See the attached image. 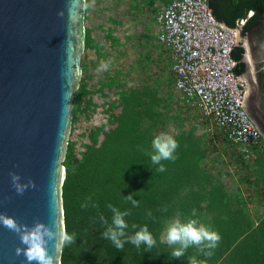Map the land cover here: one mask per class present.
<instances>
[{
    "label": "trees",
    "instance_id": "obj_1",
    "mask_svg": "<svg viewBox=\"0 0 264 264\" xmlns=\"http://www.w3.org/2000/svg\"><path fill=\"white\" fill-rule=\"evenodd\" d=\"M161 2L163 4L164 0ZM207 2L213 17L228 27L234 28L238 21L245 20L242 34L257 20V10H264V0ZM87 11L85 0V13ZM250 11L253 15L247 18ZM108 37L111 45L117 43L112 34H108ZM91 45L92 40L86 31L85 49ZM243 52L240 46L231 52L236 62V75L244 72L245 67L241 62ZM84 60L83 55L82 74L85 70ZM146 61V54L139 56L136 63L132 64L131 71L142 74ZM170 70L172 72V65ZM164 79L168 81L167 88L170 86L174 93V78ZM164 79L156 78L152 83L142 79L143 87L127 88L122 92L111 108L110 128L103 133L102 141L97 144V133H93L80 158L72 155V144L68 143L64 160L65 180L62 185L64 226L68 233L76 234V240L70 246H62L61 264H189L188 258L193 255H196L198 261H205V264H264V215L254 223L243 210L242 194H236L232 200L223 188L212 181L213 175L201 168L204 160L201 143L192 135L191 130L184 128L181 122L177 125L179 131L174 135L179 144L175 152L176 159L163 161L165 171H157L158 165L153 164L150 157L144 154L145 150L152 151L151 143L155 137V128L158 127L156 125L162 122L160 126H165L163 110L173 101L171 88V93L164 88L165 97H159V87ZM117 81L111 78L109 83ZM84 91L80 87L74 95L73 114ZM182 100L191 105L188 100ZM171 117L176 122L180 121L179 115ZM223 139L232 148L238 149L236 163L248 171L250 165L244 160V149L231 144L226 137ZM260 145L264 146V143ZM257 163L255 158L252 166V173L255 174L253 181L263 182L264 163H259V166ZM252 173L246 177L248 183L252 182ZM130 194L138 201V207H133L126 200ZM261 196V202L264 203V195ZM85 203L88 207L82 208L81 205ZM108 204L122 211L130 210L131 214L126 217L128 235L134 234L146 224L157 240L156 246L146 251L143 245L137 249L131 243H126L120 251L111 241L103 238L102 232L106 226L100 221V215L111 222L112 213ZM193 210L196 212L195 217H192ZM149 212L151 218L148 217ZM177 212L181 214V219L196 218L210 225L220 235V244L211 250V256L197 254L195 248H190L180 259L171 257L172 249L160 242V235L165 222ZM133 224L138 227L133 229ZM225 225L233 229L232 235L227 232L229 230L220 228ZM252 237L260 241L254 244Z\"/></svg>",
    "mask_w": 264,
    "mask_h": 264
},
{
    "label": "water",
    "instance_id": "obj_2",
    "mask_svg": "<svg viewBox=\"0 0 264 264\" xmlns=\"http://www.w3.org/2000/svg\"><path fill=\"white\" fill-rule=\"evenodd\" d=\"M256 14L245 34L237 28L238 46L248 85L244 111L264 143V10ZM84 18L85 0H0V214L22 226L17 233L0 222V264H29L30 243L22 240L37 228L57 234L46 252L61 264L64 160L82 74ZM10 173L35 187L17 194Z\"/></svg>",
    "mask_w": 264,
    "mask_h": 264
},
{
    "label": "rangeland",
    "instance_id": "obj_3",
    "mask_svg": "<svg viewBox=\"0 0 264 264\" xmlns=\"http://www.w3.org/2000/svg\"><path fill=\"white\" fill-rule=\"evenodd\" d=\"M161 3V0H86L88 11L84 18L85 37L88 31L92 45L83 53L85 70L84 74H81L78 89L82 87L85 91L80 96L75 113L72 111L68 143L72 144V155L75 158H80L93 133H97L95 137L97 144L102 141L103 133L110 128L111 108L119 100L122 92L127 88L143 87L142 79H145L146 83H152L156 78L163 80L173 77L170 70L173 62L170 50L155 40L153 18L161 8ZM108 34L116 38V44L111 45ZM144 54L147 58L146 65L143 73L138 75L131 71V66ZM103 62L108 63L107 70H100ZM111 78L118 81L109 83ZM168 85V81L164 79L159 87V97H165L164 88L171 93L172 88L170 86L167 88ZM171 94L173 101L163 110L162 119L165 117V126H160L162 122L157 124L154 135L167 133L174 137L179 131L177 130L179 122L184 128L191 130L192 135L198 139L199 144L201 143L200 149L204 158L201 168L213 175L212 181L223 188L232 200L236 194H242L243 210L255 223L258 217L264 215V203L261 202V195H264L262 186L264 180L253 181L255 174L252 173V166L255 158L258 166L259 163L261 165L264 163V146L245 151L244 160L250 165V169L244 171L241 165L236 163L239 151L224 141L223 138L226 137L224 131L216 128L209 120L203 119L193 105L185 103L177 93H173V89ZM173 115H179L180 121L176 122L171 117ZM249 173H252L250 183L245 181ZM215 174L218 177H215L217 176ZM214 201L217 202V199ZM220 228L229 230L227 232L232 235L233 229L226 225ZM252 239L254 244L260 241L255 240V237ZM227 260L229 262L230 259Z\"/></svg>",
    "mask_w": 264,
    "mask_h": 264
},
{
    "label": "built area",
    "instance_id": "obj_4",
    "mask_svg": "<svg viewBox=\"0 0 264 264\" xmlns=\"http://www.w3.org/2000/svg\"><path fill=\"white\" fill-rule=\"evenodd\" d=\"M239 21L236 26H243ZM156 41L171 53L174 90L233 145L257 147L261 137L244 111L247 83L231 52L239 30L217 21L207 0H164L153 21Z\"/></svg>",
    "mask_w": 264,
    "mask_h": 264
},
{
    "label": "clouds",
    "instance_id": "obj_5",
    "mask_svg": "<svg viewBox=\"0 0 264 264\" xmlns=\"http://www.w3.org/2000/svg\"><path fill=\"white\" fill-rule=\"evenodd\" d=\"M249 15L252 16L253 12L250 11L248 13V16ZM240 21H244L245 24V20ZM236 27L241 30L243 26ZM108 67V63L103 62L100 65V70H107ZM239 76L242 77V75ZM262 142L263 141L261 139V143ZM178 147V141L173 136L167 133H161L153 138L151 143L152 151L145 150L144 154L150 157L153 164L158 165L157 171L163 172L166 170L163 161H174L176 159L175 152ZM9 175L11 176L12 185L17 194L22 195L28 187H35L33 181H29L27 184H22L20 182V176L16 173H10ZM88 199L91 200V197ZM126 200L130 201L133 207L139 206L138 201L133 199L132 194L126 196ZM92 206L96 207L95 204ZM81 207L87 208L88 204H82ZM107 207L112 213L111 222L109 223L107 218H105L102 214L100 215V221L106 226L105 230L102 232V236L103 238L111 241L117 250L122 251L126 243H131L137 249H140L143 245L146 251H150L156 246L157 240L152 232L149 231V228L146 224L142 227H139V229L135 231L134 234H127L126 230L129 228V224L126 220V217L131 214L130 210L122 211L120 208L112 204H108ZM151 216L152 214L149 212L148 217L151 218ZM195 216L196 212L193 210L192 217ZM0 222H2L3 226L9 230H13L17 233L22 231V226L18 225L14 218H5L3 214H0ZM131 227L136 229L138 226L133 224ZM56 236L57 234L51 230L44 229L41 233V230L37 228L36 232L31 238H23V243L26 245L30 243V250L24 253L29 264H32V262H36V264H53V258L46 252V244L48 240H51ZM220 239V235L214 229H212L210 225H205L196 218H188L183 220L181 219V214L177 212L173 218L165 222L160 242L166 243L167 246L172 249L170 252L172 258L180 259L181 257L185 256L190 248H195L197 254L202 253L205 256H211V250L218 246ZM75 240L76 234L68 233L66 229L60 231L58 234V241L61 246H70L75 243ZM20 253V250L17 249V255ZM188 260L189 264H205V261L203 260L198 261L196 255L190 256Z\"/></svg>",
    "mask_w": 264,
    "mask_h": 264
},
{
    "label": "flooded vegetation",
    "instance_id": "obj_6",
    "mask_svg": "<svg viewBox=\"0 0 264 264\" xmlns=\"http://www.w3.org/2000/svg\"><path fill=\"white\" fill-rule=\"evenodd\" d=\"M247 17H249V18H250L251 16H250V15H249V16L247 15ZM247 88H248V85H247Z\"/></svg>",
    "mask_w": 264,
    "mask_h": 264
}]
</instances>
